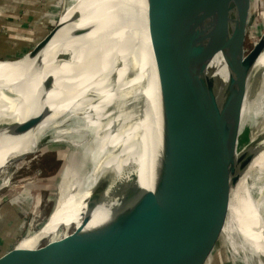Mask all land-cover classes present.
<instances>
[{"label":"water","instance_id":"1","mask_svg":"<svg viewBox=\"0 0 264 264\" xmlns=\"http://www.w3.org/2000/svg\"><path fill=\"white\" fill-rule=\"evenodd\" d=\"M145 2L149 50L138 0L111 5L87 50L89 63L113 52L120 65L137 128L129 161L132 154L139 161L131 160L135 168L122 221L116 219L100 241L106 250L93 245L78 264H213L264 140V133L255 129L243 141L244 111L256 102L253 83L262 76L256 62L264 52V31L249 47L255 0ZM61 27L60 18L29 50L30 58H36V46L53 40ZM145 57L148 79L140 71ZM221 59L228 66L227 79L217 75ZM15 76L0 69L1 78ZM179 92L187 99L189 115L182 128L172 121L173 98ZM144 176L151 178V187L142 184ZM49 243L0 254V264H38Z\"/></svg>","mask_w":264,"mask_h":264},{"label":"bare ground","instance_id":"2","mask_svg":"<svg viewBox=\"0 0 264 264\" xmlns=\"http://www.w3.org/2000/svg\"><path fill=\"white\" fill-rule=\"evenodd\" d=\"M119 2L75 0L74 5L64 10L62 27L54 39L36 46V58H30L29 53L20 59L18 67L10 63L13 67L4 71L18 75L12 77L13 80L0 77V172L9 166L21 165L30 155L62 144L72 147L90 161L88 171L78 184L71 183L66 191L61 187L51 215L45 221L47 224L24 236L13 248L20 251L37 249L44 240L50 239L49 245L43 249L44 260H39L38 264H78L93 245L97 250H106L107 245L101 246L100 241L108 237L107 232L112 231L114 221L123 218L128 188L124 172L128 160L125 154L126 149L133 148L132 136L137 129L131 120L133 115L129 113L132 110L128 109L130 117H126L122 132L109 140V136L103 138L99 135V117L93 118L90 113V109H96L92 102L89 107L83 105L94 89L101 87L100 100L106 101L117 85L124 104L127 101L128 85L113 52L107 53V58L98 63H89L92 58L90 53L87 54L97 34L96 27L103 18L106 19L111 5L118 6ZM138 5L140 28L144 31L145 0H138ZM146 31L147 28L144 33L148 45ZM38 59L41 60L39 63ZM142 62L144 65L140 71L148 79L147 58ZM256 69L262 70L264 88V52L256 62ZM217 75L225 79L229 76L223 59L217 64ZM186 103L182 93L174 95L172 121L177 128L189 122ZM243 118L246 122L252 120L253 127L264 133V91L245 109ZM142 130H139L140 137ZM255 133H252L253 137ZM89 136L92 137L90 144L86 141ZM77 137L81 138L82 145L74 144ZM77 147L80 148L77 150ZM67 152L60 151V157ZM132 156L131 160L139 161ZM69 173L67 168L66 174ZM246 175L245 188L228 231L229 242L235 254V264H264V140ZM142 184L151 187V178L142 177ZM48 224L49 230L44 231ZM62 228L67 232L61 235ZM72 228L75 236L71 238L72 231L68 230Z\"/></svg>","mask_w":264,"mask_h":264},{"label":"rangeland","instance_id":"3","mask_svg":"<svg viewBox=\"0 0 264 264\" xmlns=\"http://www.w3.org/2000/svg\"><path fill=\"white\" fill-rule=\"evenodd\" d=\"M74 3L75 0H0V59L20 56L23 58L28 55L29 50L59 22L64 10ZM263 31L264 0H255L249 24V47L254 44ZM20 62V60L2 61L0 62V69L12 68L10 63L18 65ZM258 77L253 83L252 96L254 101L259 98L261 91H264L263 77L261 75ZM101 91V87L94 89L92 96L88 97L83 105L89 107V102H92L91 104L96 109H90V113L93 118L99 117V135L103 138L109 136L110 140L114 137L113 135L122 132L126 117H130L128 115L129 107L126 101L124 104L119 85L114 87L112 95L106 101L100 100ZM259 121L258 118L257 123ZM252 123V120L246 123L243 141L249 140L250 132L257 129L253 127ZM86 141L88 144L92 143V137H87ZM75 142V145H82L81 138L76 139ZM74 144L71 145L75 148ZM55 148L30 155L21 165L9 166L0 172L1 255L13 250L24 236L38 231L49 218L57 202L61 187L62 190L65 189L66 191L71 183L76 182L78 184L88 171L90 161L88 158L85 159L80 152L66 144H62L58 147L59 149ZM79 148L77 147V150ZM60 151L68 152L61 158ZM43 157L46 159L44 158L42 161ZM125 157L128 159L124 167L128 186L135 163L129 161L127 149ZM53 162H56L55 166ZM67 168L70 169L69 174H66ZM61 171L62 173H60ZM48 230L49 224L44 228V231ZM72 230L73 228L68 231L71 232ZM65 232L67 231L63 228L60 230L61 235ZM49 241L50 239L44 240L42 245ZM229 241L230 238L227 236L213 264H235L233 257L235 254L233 255Z\"/></svg>","mask_w":264,"mask_h":264}]
</instances>
